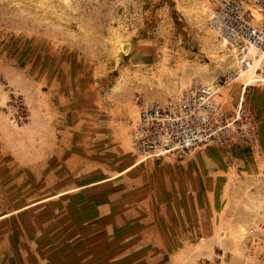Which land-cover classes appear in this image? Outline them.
<instances>
[{"label": "rangeland", "instance_id": "rangeland-1", "mask_svg": "<svg viewBox=\"0 0 264 264\" xmlns=\"http://www.w3.org/2000/svg\"><path fill=\"white\" fill-rule=\"evenodd\" d=\"M224 1L250 5V0H0L1 217L60 189L46 185L44 165L34 171L19 168L13 156L36 143L44 147L47 122L61 117L67 107H102L103 113L105 107L121 108L139 117L143 101L164 102L194 84L215 82L222 85L217 102L232 115L242 98L244 109L259 123L260 136L258 114L245 91L264 88V53L252 50L250 71L224 84L239 67L211 26ZM189 80L197 81L184 87ZM177 84L181 88L174 93L171 88ZM142 87L148 88V96ZM259 136L249 147L210 146L178 156L197 162L190 153H240L223 162L217 154L210 156L217 164L212 234L175 236L176 242L181 237L190 264H260L245 244L252 228L264 226ZM221 162L227 165L222 168ZM60 206L54 202L32 215L1 219V239L9 228L33 225L31 221L45 224ZM206 223L198 219L196 231L205 230ZM53 225L65 222L58 219Z\"/></svg>", "mask_w": 264, "mask_h": 264}, {"label": "crops", "instance_id": "crops-1", "mask_svg": "<svg viewBox=\"0 0 264 264\" xmlns=\"http://www.w3.org/2000/svg\"><path fill=\"white\" fill-rule=\"evenodd\" d=\"M180 88L177 84L171 91ZM141 91L148 96V88ZM246 92L258 114L264 149V88ZM77 107L47 122L44 147L36 143L14 152L16 166L34 171L44 165L46 185L60 189L3 217L0 194V264H190L181 237L176 242L175 236L212 234L217 164L210 156L217 154L223 162L240 153L209 149L190 153L197 162L179 155L142 162L131 143L138 112L129 116L121 108L105 107L103 113L102 107ZM54 202L61 203L56 217L9 228L1 239V219L32 215ZM58 219L65 225L54 226ZM198 219L207 222L205 230L196 231Z\"/></svg>", "mask_w": 264, "mask_h": 264}, {"label": "built area", "instance_id": "built-area-1", "mask_svg": "<svg viewBox=\"0 0 264 264\" xmlns=\"http://www.w3.org/2000/svg\"><path fill=\"white\" fill-rule=\"evenodd\" d=\"M211 26L239 63L226 77V85L252 67V50L264 53V0H250L249 6L224 1L212 15ZM221 88L215 82L194 84L164 102L143 101L131 132L132 147L140 160H160L210 146L231 150L257 141L256 118L244 109L242 98L229 115L217 102ZM259 230L264 238V226H258L247 233L245 244L256 262L263 264Z\"/></svg>", "mask_w": 264, "mask_h": 264}, {"label": "bare ground", "instance_id": "bare-ground-1", "mask_svg": "<svg viewBox=\"0 0 264 264\" xmlns=\"http://www.w3.org/2000/svg\"><path fill=\"white\" fill-rule=\"evenodd\" d=\"M252 68V67H251ZM250 71V69L247 71V72H249ZM247 72H245V73H247Z\"/></svg>", "mask_w": 264, "mask_h": 264}]
</instances>
